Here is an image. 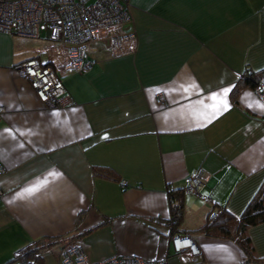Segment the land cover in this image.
<instances>
[{
	"label": "crops",
	"instance_id": "obj_1",
	"mask_svg": "<svg viewBox=\"0 0 264 264\" xmlns=\"http://www.w3.org/2000/svg\"><path fill=\"white\" fill-rule=\"evenodd\" d=\"M129 5L135 50L98 44L89 71L62 76L65 106H46L15 67L44 57L48 36L0 31V264H59L72 239L94 260L244 264L234 240L201 226L222 204L239 215L264 180V99L248 85L234 96L247 67L264 68V0ZM195 169L204 186L183 193L173 222L167 187L182 188ZM177 233L200 252L175 251ZM248 234L250 264H264V221ZM36 240L46 243L40 257L13 259Z\"/></svg>",
	"mask_w": 264,
	"mask_h": 264
},
{
	"label": "built area",
	"instance_id": "obj_2",
	"mask_svg": "<svg viewBox=\"0 0 264 264\" xmlns=\"http://www.w3.org/2000/svg\"><path fill=\"white\" fill-rule=\"evenodd\" d=\"M131 21L129 0H0V31L28 36L48 31L49 42L41 50L44 57L32 55L15 65L48 107L65 106L72 102L62 76L72 71H89L93 66L90 52L98 44L108 47L112 54L135 50L137 38ZM255 88L264 99V80ZM4 110L0 106V113ZM3 170L0 162V173ZM203 186L202 172L195 169L188 176L182 191L200 193ZM172 242L177 252L187 250L194 256L200 252L197 244L187 235L174 234ZM59 264L170 263L168 255L147 259L119 253L94 260L89 258L79 240H70L60 252Z\"/></svg>",
	"mask_w": 264,
	"mask_h": 264
},
{
	"label": "trees",
	"instance_id": "obj_3",
	"mask_svg": "<svg viewBox=\"0 0 264 264\" xmlns=\"http://www.w3.org/2000/svg\"><path fill=\"white\" fill-rule=\"evenodd\" d=\"M262 80H264V68L261 70H251L248 67L240 74L236 87H234V96L240 87L248 85L255 88ZM94 172L99 175L109 176L108 171L101 166L95 165ZM169 196V205L171 218L173 222L182 215V188H169L167 187ZM215 212V215H212ZM264 221V180L253 193L250 200L240 212L239 215L232 213L225 204L218 206L208 213L206 221L202 224L201 229L211 235L224 236L235 241L240 249L245 254L246 258L244 264H250L253 246L250 236L248 234V228L250 225L257 224ZM40 243V246L39 243ZM46 245L45 242L36 240L30 245H27L18 253L15 254L13 259H21L28 261L30 257H34V260L39 255H34L38 247Z\"/></svg>",
	"mask_w": 264,
	"mask_h": 264
},
{
	"label": "snow or ice",
	"instance_id": "obj_4",
	"mask_svg": "<svg viewBox=\"0 0 264 264\" xmlns=\"http://www.w3.org/2000/svg\"><path fill=\"white\" fill-rule=\"evenodd\" d=\"M227 91H228V90H225V95H226ZM211 99L216 100L217 97L214 95L213 97H211ZM219 103H220V104H223L225 110L227 109L228 106H227L226 102H224L223 100H221ZM211 107H213V108H218L219 105H218V104H213ZM36 190H37L36 188H30V189H28L27 191H28V192H34V191H36Z\"/></svg>",
	"mask_w": 264,
	"mask_h": 264
},
{
	"label": "rangeland",
	"instance_id": "obj_5",
	"mask_svg": "<svg viewBox=\"0 0 264 264\" xmlns=\"http://www.w3.org/2000/svg\"><path fill=\"white\" fill-rule=\"evenodd\" d=\"M42 34H43V35H48V31H42V32H41V35H42ZM47 43H48V42H47ZM255 89H256V88H255ZM171 241H172V240H171ZM172 245H173V242H172ZM59 257H60V256H59ZM168 257H169V256H168ZM159 258H160V257H159Z\"/></svg>",
	"mask_w": 264,
	"mask_h": 264
},
{
	"label": "clouds",
	"instance_id": "obj_6",
	"mask_svg": "<svg viewBox=\"0 0 264 264\" xmlns=\"http://www.w3.org/2000/svg\"><path fill=\"white\" fill-rule=\"evenodd\" d=\"M16 34H17V33H16ZM40 34H41V33H40ZM27 36H28V35H27ZM63 84H64V83H63ZM65 88H66V87H65ZM172 236H173V235H171V240H172ZM72 240H77V239H72ZM63 247H64V246H63Z\"/></svg>",
	"mask_w": 264,
	"mask_h": 264
}]
</instances>
